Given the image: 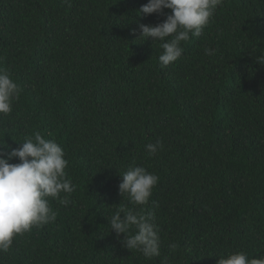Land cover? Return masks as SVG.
Listing matches in <instances>:
<instances>
[{"label": "trees", "instance_id": "obj_1", "mask_svg": "<svg viewBox=\"0 0 264 264\" xmlns=\"http://www.w3.org/2000/svg\"><path fill=\"white\" fill-rule=\"evenodd\" d=\"M148 2L0 0V68L21 88L11 113L0 114V152L39 132L63 148L76 188L68 205L49 198L55 221L15 237L0 264L264 258V65L256 59L264 0H223L168 66L161 42L139 38V25L162 23L171 10L140 15ZM157 141L163 148L150 155L146 145ZM132 166L159 177L146 205L120 194ZM121 207L155 214L158 257L110 231Z\"/></svg>", "mask_w": 264, "mask_h": 264}, {"label": "clouds", "instance_id": "obj_2", "mask_svg": "<svg viewBox=\"0 0 264 264\" xmlns=\"http://www.w3.org/2000/svg\"><path fill=\"white\" fill-rule=\"evenodd\" d=\"M222 3L223 0H149L138 10L140 15H164L165 9H170L171 13L162 23L140 24L139 38L160 41L163 53L158 59L162 66H168L182 56L181 42L188 41L190 34L199 37ZM205 54L213 55V50L206 49ZM256 59L264 65V55ZM20 92V86L10 73L0 68V114L11 113ZM4 146L0 144V148ZM162 148L161 141L146 145L147 152L153 156ZM13 158H19L20 162L9 163ZM67 167L63 148L39 132L26 137L20 147L10 153L0 152V252H7L15 237L55 221L56 212L49 198L59 200L62 205L71 203L68 196L76 188L67 176ZM121 176L122 197L127 196L134 206L148 204L159 177L140 166L130 167ZM61 193L68 195L62 197ZM155 220L154 213L141 214L135 208L121 207L109 216L110 231L114 230L117 237L124 235L122 244L127 249L140 251L147 258L158 257L160 237ZM218 264H264V258L249 259L240 251L220 256Z\"/></svg>", "mask_w": 264, "mask_h": 264}]
</instances>
